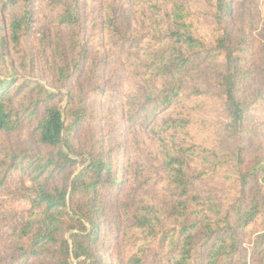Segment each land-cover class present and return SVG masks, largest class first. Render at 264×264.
I'll list each match as a JSON object with an SVG mask.
<instances>
[{
  "label": "trees",
  "instance_id": "trees-1",
  "mask_svg": "<svg viewBox=\"0 0 264 264\" xmlns=\"http://www.w3.org/2000/svg\"><path fill=\"white\" fill-rule=\"evenodd\" d=\"M0 264H264V0H0Z\"/></svg>",
  "mask_w": 264,
  "mask_h": 264
}]
</instances>
